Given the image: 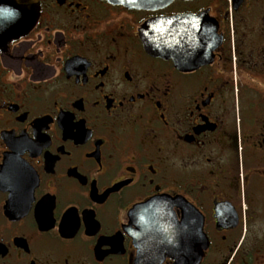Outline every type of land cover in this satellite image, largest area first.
I'll return each instance as SVG.
<instances>
[{
  "label": "flooded vegetation",
  "instance_id": "af4514ba",
  "mask_svg": "<svg viewBox=\"0 0 264 264\" xmlns=\"http://www.w3.org/2000/svg\"><path fill=\"white\" fill-rule=\"evenodd\" d=\"M38 4L0 50V264H186L134 240L157 196L160 248L264 264V0Z\"/></svg>",
  "mask_w": 264,
  "mask_h": 264
},
{
  "label": "water",
  "instance_id": "95a60500",
  "mask_svg": "<svg viewBox=\"0 0 264 264\" xmlns=\"http://www.w3.org/2000/svg\"><path fill=\"white\" fill-rule=\"evenodd\" d=\"M115 3H121L127 6L140 8H156L166 5L172 0H109ZM38 0H0V50L6 44L17 37L22 36L34 24L38 16ZM166 21V20H165ZM162 23H165L164 21ZM153 51L164 54V50H159L153 46ZM168 196H157L146 202L137 204L132 208L131 218L135 214H142V220L145 224L146 232L134 237L135 241L152 242L151 247L146 250L153 257H163L165 255L177 254L184 256L186 264H197L206 247V242L202 232L199 229L190 228L188 234L184 235L187 246L182 250H174L168 245V248H160L153 241L159 238L174 239L171 234H164L162 230L167 229L166 225L171 222V203ZM170 199V198H169ZM164 224L165 227H162ZM173 250V251H172ZM171 253V254H170Z\"/></svg>",
  "mask_w": 264,
  "mask_h": 264
}]
</instances>
